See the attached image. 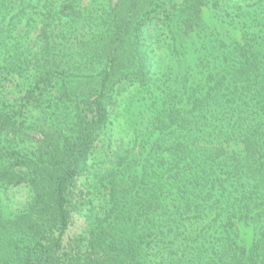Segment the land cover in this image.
<instances>
[{
    "label": "trees",
    "instance_id": "obj_1",
    "mask_svg": "<svg viewBox=\"0 0 264 264\" xmlns=\"http://www.w3.org/2000/svg\"><path fill=\"white\" fill-rule=\"evenodd\" d=\"M0 264H264V0H0Z\"/></svg>",
    "mask_w": 264,
    "mask_h": 264
},
{
    "label": "rangeland",
    "instance_id": "obj_2",
    "mask_svg": "<svg viewBox=\"0 0 264 264\" xmlns=\"http://www.w3.org/2000/svg\"><path fill=\"white\" fill-rule=\"evenodd\" d=\"M208 16V15H207ZM9 203H6L8 211H17L21 209L27 200V192L25 189L14 190L8 193Z\"/></svg>",
    "mask_w": 264,
    "mask_h": 264
}]
</instances>
